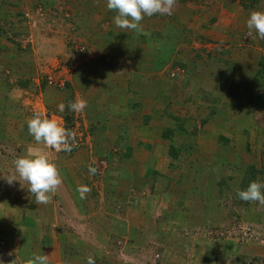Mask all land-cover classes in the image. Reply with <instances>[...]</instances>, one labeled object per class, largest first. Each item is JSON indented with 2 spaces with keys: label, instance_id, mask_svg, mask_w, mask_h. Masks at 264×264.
<instances>
[{
  "label": "rangeland",
  "instance_id": "374dc122",
  "mask_svg": "<svg viewBox=\"0 0 264 264\" xmlns=\"http://www.w3.org/2000/svg\"><path fill=\"white\" fill-rule=\"evenodd\" d=\"M75 1L76 9L67 5L68 0H0V32L5 30L0 33V55L17 50L16 46L10 49L5 36L21 41L23 47L28 44L32 47V52L24 50L17 54V58L23 60V72L15 73L16 80L8 79L7 73L1 74L8 83L17 84L18 80L24 83L16 86L20 93L13 92L15 87L12 88L11 102L19 108L16 111L27 112V120L35 112H41L76 132L71 152L47 149L62 183L51 195L49 209L38 205L40 212L25 213V218H21L27 223L21 229L27 240H19V234L13 237L14 232L7 231L6 236L0 233V264H26L33 254L45 253L49 255L50 264H86L82 253L94 251L100 254L101 264H264V205L250 202L248 207L240 209L234 204L239 200L237 190L241 189L247 167L252 165L259 171L264 170V111L247 102V93L246 96H226L233 77L255 80L262 61L264 63V39L255 33L249 36L246 26L251 11L264 10V0H176L172 15L144 17L142 29H146L145 22L157 30L169 23L178 30H186L194 42L203 44L206 51L200 53L198 59H193L195 55L191 54L197 49L190 50V46L178 50L177 54L180 58L190 55L188 59L199 61V74L194 75L198 79L194 83L210 87L214 80L224 82L221 92H214L219 94L222 103L226 102L210 119L214 105L211 108L207 105L203 110L198 106L203 104L195 99L186 106L175 104L173 100L191 99L196 91L193 84L179 88L177 84L182 85V76L169 77L167 71L172 61L164 63L152 74L156 76L153 89L160 86L164 90L163 80L167 79L170 103L161 105L165 110L156 113L155 128L149 132V147L144 141L146 133L139 130H143L140 129L142 114L150 108H142L140 115L134 116L135 110H131L134 94L127 97L126 92L118 91L107 96L106 102H119L120 106L123 101L130 102L121 112L125 122L112 124L102 114L103 110L97 115L89 108V104L101 106L105 93L99 92L100 82L91 88H96L95 92L89 89L92 97L75 87L73 90L64 87L67 82L73 83L76 70L93 59L117 63L113 66L117 73L119 68L124 69V63L131 61H124L126 51L119 56L115 51L109 54L101 49L89 35L90 29L85 27L91 25L88 20L95 22L96 16L102 18L100 10L106 0L96 3L95 17L89 11V1ZM94 1L91 0L93 5ZM107 11H111L106 15L109 18L102 21L108 25L106 30L115 28L113 17L116 14L113 10ZM185 12L192 14V21L187 19L184 26V22H180ZM81 14L82 18H77ZM97 22L102 24L101 20ZM129 30L133 32L128 29L115 36L125 35ZM160 34L148 35L159 40L150 43L153 53L161 54L166 48L165 34ZM138 41L137 38L136 44ZM30 61V67H24ZM159 61L157 59V63ZM230 63L237 65L233 76L225 72ZM179 72L175 68L171 74ZM256 83L263 85V79H256ZM170 84L182 91L174 94L172 91L176 89ZM259 87L264 93V85ZM257 93H253V98ZM4 95L0 93V98ZM140 97L143 103L146 98ZM76 99L86 101V107L80 112L69 111L67 105ZM61 102L65 104L64 112L58 110ZM158 113L162 119L157 118ZM68 115L72 120L67 124ZM21 126L15 127L10 137L0 139V151L7 152L13 161L29 147L45 148ZM222 138L228 141L225 143ZM172 145L179 147L176 157ZM153 150L155 158L149 157ZM89 166L96 168L95 174L89 172ZM257 180L264 181V173H259ZM225 182L230 185L223 186L222 190L221 185H227ZM5 184L11 192L17 193L12 185ZM80 185L90 188L85 201L77 191ZM83 205L89 213H83ZM32 219H35L34 228L29 227ZM63 239H77L80 243L71 241L74 247L68 244L64 247L65 244L60 243ZM112 240L117 247L107 246ZM75 248L78 254L82 252L81 260L70 259L71 250ZM65 249L69 251V258L65 256Z\"/></svg>",
  "mask_w": 264,
  "mask_h": 264
},
{
  "label": "crops",
  "instance_id": "0c3cea01",
  "mask_svg": "<svg viewBox=\"0 0 264 264\" xmlns=\"http://www.w3.org/2000/svg\"><path fill=\"white\" fill-rule=\"evenodd\" d=\"M89 1V5L90 10L92 11L91 14L92 16L95 17V8L96 7V3L99 0H95L93 3H95V5L92 4L91 0H86ZM102 1V0H100ZM68 2H70L68 0ZM79 3V2H78ZM104 3V2H103ZM95 6V7H94ZM101 6V4H100ZM105 5H103V9L104 11L100 10L102 12V18H98L96 16V20L95 22L93 21V19L88 20L91 25H86L85 27L90 29V33L89 35L94 37V42L101 47V49H105L107 50V52L110 54L113 53V51H115V55L118 53V55L120 56L124 51H126V57L124 61H127L131 59V61L126 65V63H124L123 67L125 69V73H117V72H112L111 67H113L114 65H116L117 63L113 64L110 63V60L106 61V60H101L100 58H96L93 59L91 62H86V64L84 63L83 66H81L80 69L76 70V74L73 75V83L71 82V86L76 89H79L80 91H84L85 95L92 97L91 91L95 92L96 88L91 89L93 86H95L97 84V82H104V84L106 86L111 87V90L109 89V87H103L100 85V91L102 93H105V95L102 96V100L100 101V107L97 106H93L89 104V108L92 112L96 113L97 115H101V110H103L104 112H102V114L104 116H107L108 119L111 120L112 124H116L118 121L119 122H125L124 119H122L120 116V114H118L117 112H124V108L129 105V101L127 100V102L124 103V101L121 103H114V102H106V98L107 96L112 92H118V91H122L126 92L127 97H129V95L132 93L135 95L134 100H132L131 102H139L142 103V100L139 98H143L140 96H145L144 98H146L143 101V105L144 107H141L140 109H138L137 111L135 110L134 116L136 115H140V110H143L145 107L146 108H150V109H146V111L143 112L142 117H141V121H142V125L140 127V129L143 130H139L140 132H144L146 133L145 137L146 139H144V141H146V144H148V138L149 137V132H151L155 126L153 127V125H156V113L157 111L162 112V110L164 111L165 106H167V104L169 105L170 103V91L169 94L168 92V85L166 84V80H163V88L164 90H161V87L159 86L157 90L153 89V84H155L156 82L154 81V79L156 78V76H150L149 77V81H146V83H144L142 80V78L145 77L146 74H154L153 71L157 70V59H159L160 61H173V59H182L185 60L188 64L187 67L190 70L194 71V75L197 76L199 73L197 71V69L199 68V61H191V59H188L190 55H185L180 58V55L177 54V51L180 49H186L188 46H190V50H195L194 54L195 56L193 57V59H198V55L202 52H205L206 50H204L205 48H203V44L201 43L198 44L196 42L193 41L192 37L189 36L186 33V30H178V28H174L173 24L170 26L169 23H164V27L162 28V30H157L156 27H152L148 22H145L143 26H146V29H142V32H138L135 33L134 30L133 32L127 31V34L124 35H117L121 33L122 31H126L128 29H122V28H118L115 25V28H110L108 30H106L105 27H108V25L106 26V24H103L102 21L105 20L106 15L108 14V12L111 11H107V7L104 8ZM76 8H78V4H76V6H74ZM104 14V15H103ZM85 17V16H84ZM77 18H82V14L80 15V17ZM192 21V14L189 12H185L184 16L182 17L183 20H181V24H183L182 22H184V26H185V22L187 19H189ZM101 20L102 24H98L97 21ZM113 22V21H112ZM103 29L102 28V26ZM158 31V32H157ZM173 31V34H172ZM162 33V35H164V44H166V48H164V51L162 50V53L159 54V51L156 52H152V48L150 47V43L152 42H158L159 40H155L153 37L149 38V34H151L152 36H156V33L160 34ZM161 36V34H160ZM198 36V35H197ZM138 38V44H136L135 41H137ZM108 44H110V48L109 45L102 47V44L104 43V41ZM143 40H145V42H143ZM206 42V41H203ZM139 46V47H137ZM202 50L199 51V49ZM119 48V49H118ZM195 48V49H194ZM114 49H118V50H114ZM181 50V51H182ZM189 50V51H190ZM179 52V51H178ZM106 53V52H105ZM182 53V52H181ZM151 54V55H150ZM128 55H129V59H128ZM178 55V56H177ZM159 56V57H158ZM153 57V58H152ZM158 57V58H157ZM172 59V60H171ZM190 60V61H189ZM5 70H4V74L7 73V76L11 79V80H16V78L14 77L15 73H21L23 72V69L21 67H23V65H21V63L18 64H5ZM24 67H26L24 65ZM29 68V67H28ZM114 70H116V68L114 67ZM117 71V70H116ZM10 73V74H8ZM193 75V77L191 78V80L193 81V88L196 89L197 87L201 86L197 83H194V80L198 79V77L196 78ZM220 75V74H219ZM216 75V76H219ZM202 77H204L202 75ZM10 80V82H11ZM168 81V80H167ZM158 83V82H157ZM117 84V85H115ZM159 84V83H158ZM166 84V85H165ZM176 84V83H174ZM213 84H217V87L214 86ZM212 85H210V87H205L204 85H202L201 87H204L205 89H208L209 91H216V92H221V87H223L225 85L224 82L220 83L219 81H215L213 82ZM165 85V86H164ZM179 86V84H177ZM13 86L15 87L14 91L12 90ZM16 84L13 83H8L6 81H4L0 75V93L1 94H5L4 98H0V110L2 111V114H0V139H5L9 136V133L12 134L15 131V127L17 126H21L22 130H26L28 128L27 126V119L26 117L28 116L27 112H17L16 110H19L17 104L12 101L11 99L13 98L12 95V91H18V88L16 87ZM80 86V87H78ZM171 86V84H170ZM184 86V84L182 83V85H180L179 88L182 89V87ZM228 86V84H227ZM83 88V89H81ZM172 89H176L173 90L172 92L174 94L181 92L182 90L178 91L177 90V86L174 87L171 86ZM89 89H91V91H89ZM102 90V91H101ZM153 91L156 92V94H153ZM187 91V90H186ZM224 92L226 91L225 89L223 90ZM20 93V92H19ZM89 93V94H88ZM102 93V94H103ZM129 93V94H128ZM136 93H139L141 95H136ZM99 94V93H98ZM217 94V93H216ZM101 95V94H100ZM99 95V96H100ZM21 97V96H20ZM19 97V98H20ZM95 98H97V96H95ZM137 99H139L138 101H136ZM176 99V98H175ZM195 99V102H199L203 105L198 104L200 109L206 110V104L202 103L200 101L199 98V94H197V92L195 93V96L191 99H186L184 98V100L181 99H177V100H173V102L176 104H179L180 106H186L188 103H192V101ZM198 99V100H197ZM92 100V99H91ZM91 100H88L91 103ZM103 104L105 106H103ZM132 104V103H131ZM162 106L161 105H164ZM174 105V104H173ZM96 109L100 110V112H96ZM143 108V109H142ZM193 110H195V108H192ZM124 110V111H122ZM132 110V109H131ZM113 112H115V114L113 115ZM177 114V113H176ZM183 115V114H182ZM199 115V114H197ZM157 118L162 119L163 117L160 115V113L157 114ZM198 119L200 117H197ZM191 122V121H190ZM194 122H196V118L194 119ZM193 122V123H194ZM139 124V123H138ZM137 124V125H138ZM189 137V136H188ZM174 140H176V137H174ZM177 140H178V136H177ZM194 141V140H193ZM194 144V143H193ZM147 147H149V144L146 145ZM181 147V144L179 145ZM154 151V153H153ZM149 153V157L151 156V158H155L157 156H155V150H153ZM183 151V150H182ZM187 152V151H186ZM7 152H4L3 150L0 151V233L3 234L2 236H6V232H14L12 235L13 237H16L18 234L21 235V237L19 238V240H27L25 237V233H21V229L23 228V225L25 226L27 223H23V220L21 219L22 217L25 218V213H29V214H35L40 212L39 209L36 207L37 204L35 203V197L29 193L27 187V181L19 182L16 181L12 184V188L14 191L20 193L21 195L17 194H13L14 192H11L8 188V186H6L5 182L6 180L3 178V176L8 177L9 175H13L14 174V161L12 158H10V156H7L6 154ZM153 153V155H152ZM184 154V153H182ZM148 158V154L145 157V159ZM216 160H218V157H215ZM147 160V159H146ZM18 178V176H17ZM26 195H32V206L33 209L31 208L32 206H29L30 204H27L24 202V198L26 197ZM73 199H74V194L72 195ZM82 201L85 199H81ZM109 200V199H108ZM117 204V203H115ZM42 206H46L49 209V205L50 203L48 202L47 204H40V207ZM5 206V207H3ZM83 207H85L83 205ZM44 209V207H42ZM111 209V208H110ZM88 212L85 209L83 210V213ZM89 213V212H88ZM120 213V212H119ZM87 214V213H86ZM85 214V215H86ZM37 219V218H35ZM35 219H32V225H29V227L34 228L35 224L34 221ZM91 222V220H90ZM34 232V231H32ZM9 235V234H8ZM71 241L72 240H60V243L62 242L63 244H68V247H74L75 244L79 243V240H73L75 242L74 245H71ZM72 241V242H73ZM22 242V241H20ZM26 243V242H25ZM63 248V246H62ZM66 250V249H65ZM95 252V251H94ZM93 252V253H94ZM62 253V252H61ZM91 253V254H93ZM97 253V252H96ZM94 253V254H96ZM98 254V253H97ZM61 255V254H60Z\"/></svg>",
  "mask_w": 264,
  "mask_h": 264
},
{
  "label": "clouds",
  "instance_id": "9594fccd",
  "mask_svg": "<svg viewBox=\"0 0 264 264\" xmlns=\"http://www.w3.org/2000/svg\"><path fill=\"white\" fill-rule=\"evenodd\" d=\"M176 0H106V7L115 11L114 23L118 28L142 30L141 21L145 16L154 14L172 15ZM248 35L255 33L264 39V10H253L246 20ZM69 111L80 112L86 107V101L76 99L67 105ZM58 110L64 112L65 104H58ZM28 132L44 149L29 147L26 153L14 160V174L3 176L9 185L14 182L27 181V189L35 197L37 205L47 204L51 195L62 183L60 172L47 149L55 152H71L76 141V132L68 129L56 119L49 118L41 112H35L27 121ZM89 172L95 174L96 168L89 166ZM18 176V178H17ZM77 191L81 198L90 191L87 185H80ZM237 196L243 201L258 202L264 205V181L253 180L245 189H238ZM26 264H50L49 255L33 254ZM86 264H96L94 256L86 258Z\"/></svg>",
  "mask_w": 264,
  "mask_h": 264
},
{
  "label": "trees",
  "instance_id": "16d2710c",
  "mask_svg": "<svg viewBox=\"0 0 264 264\" xmlns=\"http://www.w3.org/2000/svg\"><path fill=\"white\" fill-rule=\"evenodd\" d=\"M67 5L68 6H71V7H74V6H76V1L75 0H71L70 2H67ZM74 8L76 9V7H74ZM3 32H5L4 29H2V32H0V33L3 34ZM3 38L9 40L10 49H12L11 47H15L16 46L15 48L17 50H15V51H13L11 53H8L7 55H3V54L0 55V75L2 73H4L5 66H6L5 64H8V65L12 64V65H14V64L21 63L23 61L22 59H18L17 58V54H19L18 52H23L24 50H26V53L32 52V47H31L30 44H28L26 47H23L22 44H21V41H19V40L16 41L15 39L8 38L7 36H5ZM0 42H1V38H0ZM106 44H108V43H106L104 41V43L102 44V47H105V46H108L109 45V44L108 45H106ZM24 60H27V59H24ZM166 62H168V60L167 61H159L157 63V70H160L163 67L164 63H166ZM31 63L32 62L30 61V62L25 63L24 65L26 67H30ZM116 66H117V64H116ZM227 66H228V70L225 71V72H227L231 76L235 75L237 65L235 63H230V64H227ZM175 68L179 69L180 72L178 74L177 73L171 74V71L174 70ZM200 68L203 69L202 71H204V69H205L203 66H201ZM111 70H112V72H117L116 70H114L113 67H111ZM156 71H153V73L156 72ZM119 73H123L124 74L125 73V70L122 69V68H119ZM8 74H10V73H8ZM167 74L169 75V77H171L173 79H175L176 77L182 76L181 78H183V80H181V83H184V86H187L188 84H193V81L191 80V78L194 75V71L188 69L187 63H186L185 60H181V59H175V60H173L172 63L170 64V68L167 71ZM150 76H152V74H146L145 77L142 78L143 79L142 81L144 83H146V81H149V80H144V79L145 78H148L149 79ZM255 77H257L256 79H263V85H264V63H263V61H262V66L259 68V72H257V76H255ZM7 78L9 79L8 76H7ZM256 79L255 80H249L248 79V80L242 81V80H240V78H234L233 77V79L231 80V83H229L230 90L227 92L226 96L227 97L228 96L234 97L235 95H238V96H244L245 95L246 96V93H247V96H246L247 97V102L249 104L251 103V105L253 104L255 108H257L259 110L261 109L262 111H264V93L260 91L261 89L259 87V86H262L263 87V85H261L260 83H256ZM16 85L23 86L24 83H20V81L18 80V83ZM100 85L101 86H104L105 84L102 81V82H100ZM65 86H67V88L69 87V88H71L73 90L70 82H67L64 85V87ZM195 91L197 92V94L199 93V98H200V101L202 103L208 105L210 108H211V105H214L213 108H212V110H211V113L209 114V119L212 118V117H214V116H216L217 110L219 108H221V109L224 108L226 102L225 103H222L221 97L218 96L219 94L216 95L215 92L209 91L208 89H205L204 87H201V86L197 87L195 89ZM255 92H258V93L255 96V98H253V96H254L253 93H255ZM138 94L139 93H136V95H138ZM139 95H141V94H139ZM133 98H135V97H133ZM131 103H132L131 104V106H132L131 109H133V110H138V109H140V107H142L141 103H139V102H131ZM117 113L120 114V116H122L121 118L125 120V116H124L123 113H121V112H117ZM114 114H115V112H113V115ZM70 120H72V116L68 115V116L65 117V121H66L67 124L70 122ZM205 121L206 120H203V123H205ZM260 131L262 132V130H260ZM166 132L168 133L169 130H167ZM222 139H223V141L225 143L228 141V139H226V138H222ZM173 148H174L173 152L175 153V157H176V155H178V152H179V147H177V146L175 147L174 145H172V149ZM259 173L260 174H263L264 173V170L259 171L255 166H252V165L251 166H248L247 169H246V171H245V174H244V177H243V181L241 183V189H245L251 181L257 180V177H258V174ZM225 183L227 184V182H225ZM229 185H230L229 182H228L227 185H221L222 186L221 189L223 190V188H224L223 186H228L229 187ZM8 189H10V188H8ZM17 193L14 192L13 194H17ZM19 195H21V194L19 193ZM31 196L32 195H28V196L26 195V197L24 198V202L27 203V204H30V203L32 204L33 202H32V197ZM238 201L235 200L234 201V204L235 205H238V207L240 209L246 208L250 204L249 201H243L241 199H239ZM79 243H80V240H79ZM107 246L109 248H113V247L115 248V247H117V244H116V242H114L112 240V242H110V245L108 243ZM64 247H65V245H64ZM71 252H72V258L70 257L71 260L73 259V257L81 260L79 254L82 253V252H80L78 254L79 251H78L77 248L71 250ZM68 253H69V251L66 250L65 256L67 258H69L68 257ZM89 255H92V256L95 257L96 264H101L100 261H99V260H101L100 254H97V253L96 254H94V253L91 254L90 252H89V254L86 253V252L82 253V258L84 257L83 259H84L85 262H86V258Z\"/></svg>",
  "mask_w": 264,
  "mask_h": 264
}]
</instances>
